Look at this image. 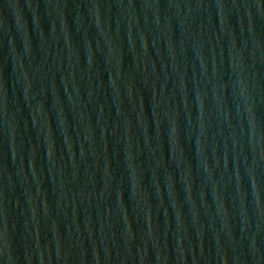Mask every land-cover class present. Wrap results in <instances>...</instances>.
<instances>
[{
	"label": "water",
	"instance_id": "95a60500",
	"mask_svg": "<svg viewBox=\"0 0 264 264\" xmlns=\"http://www.w3.org/2000/svg\"><path fill=\"white\" fill-rule=\"evenodd\" d=\"M0 264H264V0H0Z\"/></svg>",
	"mask_w": 264,
	"mask_h": 264
}]
</instances>
